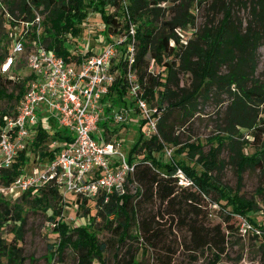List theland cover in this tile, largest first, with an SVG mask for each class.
Returning a JSON list of instances; mask_svg holds the SVG:
<instances>
[{
    "label": "trees",
    "instance_id": "trees-1",
    "mask_svg": "<svg viewBox=\"0 0 264 264\" xmlns=\"http://www.w3.org/2000/svg\"><path fill=\"white\" fill-rule=\"evenodd\" d=\"M123 1L128 3L130 20L136 28L137 52L132 67L142 83L143 97L161 109L157 132L151 137L142 135L128 156L130 163L135 165L133 177L130 178V182L137 184L135 193H131L127 186L125 194H110L108 201H105V194L94 200L77 197L76 201L81 205L93 202L97 210L91 219L95 221L97 217H101L110 229L113 223L110 217H113L117 226L111 230L116 232L120 240L124 241L130 236L137 238L138 235L131 233V229L135 228L149 243H152L153 236L156 235V221L154 215L143 212V205L157 200L168 203L178 213L181 225L189 231L190 247L198 251L215 249L219 252L216 254L218 259L220 253L223 254L226 250L228 228L231 231L236 229L231 223L232 216L243 215L257 225L250 214L259 209L258 203L237 192L230 193L217 180L214 172L224 166L220 154L226 147L234 151L233 158L240 178L241 172L248 166L264 170V70L261 76L257 75L259 49L264 43V0H227L218 26L206 25L197 31L194 28L195 15L191 11L192 0H21L17 5V12L13 8V2H10V9L4 6L0 9L4 29L0 39L5 41L0 46V124L5 115L15 110L29 79L27 76L16 79L15 69L7 74L1 72L2 62L13 54V41L9 34L14 31L23 33L26 30L24 22L33 21L37 14L45 12L39 10L43 5L48 11L47 18L51 26L48 29L50 35H44L41 44L66 58L72 54L73 59H81V52L74 53L66 48L67 38L62 39V36L80 31V25L88 15L90 6L102 8L108 36L124 35L130 21L122 11ZM166 1L172 5L165 6ZM235 2L249 9L245 24L238 16V20L234 19ZM106 6H109L108 10ZM112 8L116 9L112 11ZM48 22L45 21L43 26L48 25ZM31 33L29 31L27 34L28 51L34 40ZM86 53L93 51L88 50ZM151 59L156 61L155 71L149 68ZM121 64L125 65V62L122 61ZM181 74L190 76L185 85H181ZM124 77L125 71L117 86L119 100L126 94ZM211 97H217L215 101L219 104L226 102L223 122L217 124V130L223 135L206 140L211 145L208 151L204 150L202 141L181 144L176 154L186 153L192 163L173 157L175 155L171 159H164L161 154H165L167 145L179 144L174 138L177 126L185 125L198 113L199 100L207 101ZM3 101L5 104H2ZM221 113L222 110L218 112ZM242 128L247 130V135L252 139L244 137ZM52 139L71 140L73 137L57 125L47 122L40 124L33 143L35 148H31L34 158L28 157L25 151L21 152L14 167L6 173V181L10 182L17 176L25 163L36 160L37 149L41 145L42 157H55L54 149H49L48 145L44 148L45 143ZM247 144H256L261 148L249 154L245 151ZM55 150L58 151L59 148ZM197 165L201 168H197ZM179 167L193 184L179 182L176 175ZM66 195L68 194L59 186L47 185L32 187L15 200L0 198V207H4L5 211L0 210V228L5 222L4 218L6 220L9 215L10 206L16 209V219L19 220L14 226V238L11 241L0 232V255L5 256L10 264H22L20 242L23 238L22 224L25 221L22 215L24 207L12 203L18 199H27L29 207L42 206L45 211L52 209L49 220L52 222L53 232L59 238L58 243L51 245L50 252L53 256L55 252H63L69 247L78 254L79 264H90L95 259L101 264H108L105 256L108 242L101 241L97 232L87 223H78L72 227L63 217V208L67 205ZM223 201L224 208L231 207L224 221L207 223L205 218L209 214V205L223 204ZM9 220L10 218L7 222ZM258 226L260 229L256 230V236L263 240L264 247V225ZM152 245L156 246L155 243ZM160 249V264H172L175 251L171 245L162 242ZM128 264H140V261L130 260Z\"/></svg>",
    "mask_w": 264,
    "mask_h": 264
},
{
    "label": "built area",
    "instance_id": "built-area-1",
    "mask_svg": "<svg viewBox=\"0 0 264 264\" xmlns=\"http://www.w3.org/2000/svg\"><path fill=\"white\" fill-rule=\"evenodd\" d=\"M122 8L130 21L127 32L121 36L110 34L109 43L102 50L81 53V59H73L72 54L66 58L41 44L34 29L38 24L37 33L41 34L40 14L33 21L24 22L26 30L23 33L14 31L9 34L13 54L2 62L1 72L7 74L17 70L22 56H26L30 72L26 90L15 110L5 115L0 124L1 199L15 200L32 187L47 185L59 186L65 194L90 200L105 194V201H108L110 194L127 192L135 165L121 151L120 141L109 136L106 126H99L102 121L123 122L127 118V110H115L119 99L117 86L123 71L125 93L131 95L136 108L145 117L144 122L149 125L146 137L157 132L161 109L143 97L142 83L132 67L137 52L136 28L130 20L126 1H123ZM29 31L34 40L28 51ZM122 61L125 65L121 64ZM149 68L155 71V59H151ZM22 78L25 77L16 75V79ZM45 122L61 127L73 139L50 140L48 148L54 149L55 157L41 159L37 155L35 161L25 163L19 174L7 182L6 173L14 167L20 153L25 151L28 157L33 153L31 146L39 125ZM172 154V149L166 147L168 159ZM176 175L181 184H193L181 167ZM237 218L241 220V229L252 227L244 216Z\"/></svg>",
    "mask_w": 264,
    "mask_h": 264
},
{
    "label": "rangeland",
    "instance_id": "rangeland-1",
    "mask_svg": "<svg viewBox=\"0 0 264 264\" xmlns=\"http://www.w3.org/2000/svg\"><path fill=\"white\" fill-rule=\"evenodd\" d=\"M184 1L187 2L189 0ZM200 1L202 2L200 3ZM226 1L227 0H192L193 6L191 7V11L195 15V30H201L206 25L208 27L218 26L224 15L223 7ZM10 2H13L15 5L13 8L17 12L16 8L21 0H0V9L2 6L10 9ZM164 5L169 6L172 5V3L166 1ZM108 9L109 6H106V10ZM39 10L45 11L41 15V34L40 32L39 34L37 33L38 24L35 25L34 29H36V38L43 39L44 35H50L48 29L51 25L48 22V11H46L45 7L42 5L39 7ZM233 13L235 14L234 19L238 20L237 16L240 17L243 24L246 23L249 17V9L243 8L242 5H239L237 2L233 4ZM45 21L49 24L43 26ZM3 34V16L0 15V38ZM62 39H66L65 46L72 52L85 53L88 50H92L93 52L102 50L109 43V36L105 32L102 8H93V6H90L88 15L80 25V31L77 34L70 32L62 36ZM2 42L3 39H0V46L5 44V41ZM259 56L257 75L261 76L264 70V43L259 49ZM155 69H157V66ZM16 72L17 75L23 77L29 74L30 69L26 66V56L20 58L19 68ZM180 76L182 78L181 85H185L186 82H189V74H181ZM223 97L227 99L226 95H223ZM118 98L117 96V99ZM216 98L217 97H211V99L207 101H203L202 99L199 100L200 105L198 113L185 125L177 126L174 138L179 144L167 145V147L172 149V156L175 155L173 157L185 159L188 163H192L186 153L176 154L181 144L202 141L204 143V150L208 151L211 145L206 140L209 137L223 135L222 132L219 133L217 130V124L223 122V110L226 106V102L219 104L215 101ZM2 104H5V102L3 101ZM136 106L137 104L133 101L131 95L125 94L123 99H118V105L115 107V110H127L126 120L123 122H107L108 126L116 130V132L109 134V136L116 137L120 141V149L127 156L131 154L142 135L146 137L145 133L147 129H149L148 123L144 122L145 117L143 113H141ZM221 110L222 113L218 114ZM99 126L103 128L105 127V123L102 121ZM241 130L245 133L244 137L252 139L251 136L247 135L246 129L242 128ZM47 145L48 144L45 143L44 148H46ZM31 148H35L34 144ZM260 148L261 147L256 144H247L245 146V151L251 154L260 150ZM41 149L42 145L37 149V155L42 159ZM161 155L164 159H168L164 153ZM220 155V158L224 160V166L219 171L214 172L217 180L225 185L230 193L234 194L237 192L245 198L254 199L258 203L259 209L250 214V217L257 221V225L250 222V218L245 217L252 225V227L245 226L247 227L246 230L240 228L241 220L237 218L240 214L232 216L231 223L236 229L231 231L228 228L226 250L223 254L220 253L218 259H216L218 251L215 249L206 248L198 251L190 247V233L185 226L181 225L178 213H175L173 207L169 206L168 203H163L160 200L143 205L144 213L147 212L155 216L154 221H156L155 225L157 229L154 232L156 235L153 236L152 243H155L156 246H153L152 243H149L144 237L140 236L135 228L131 229V233L138 235L137 238L130 236L125 238L124 241L120 240L116 232L111 230L117 226V221L114 220L113 217H110V219H113L111 229L107 227L106 221L101 217H97L94 221L91 217H94L96 214V205H94L93 202L81 205V203H77V197L72 194L65 196L67 200L65 203L67 205L64 206L62 215L68 222V225L72 227L78 223H87L88 226L92 227V229L97 232L101 241L108 242V248L105 253L108 264H128L130 260L135 259L140 261V264H160L158 257L161 252L160 247L162 242L171 245L175 251L173 253L174 260L172 264H264L263 240L256 236L258 234L256 230L260 229L258 225H264V170L248 166L241 172L240 178L235 159L233 158L234 151L230 147H226ZM31 157L32 159L34 158V153H31ZM197 168L200 169L201 166L197 165ZM27 170H30V167H28ZM136 187L137 184L135 182L129 183L128 188L131 193H135ZM82 200H84V198H82ZM222 203L223 204L215 203L209 205V214L207 218H205L207 223L214 224L224 221L225 215H227L231 207L227 206L224 208L222 205L225 204V201ZM14 204H21L24 207L22 215L25 217V221L22 224L23 238L20 242V246L22 247V264H79L78 254L69 247L63 252H55L54 256L50 252V249H52L51 245L59 242L58 236L53 232L52 222L49 220L52 209L45 211L42 209V206L29 207L27 199L24 201L18 199L16 202L12 203V205ZM3 208L0 207V210L5 212ZM204 208L206 207L204 206ZM87 209H90L91 212L87 211ZM9 210V215H7L6 220L4 218L5 222L2 223L0 232L3 237L11 241L14 238V226L19 220L16 219V209L10 206ZM9 218L10 220L7 222ZM224 225H226V223ZM55 248H53L54 251ZM0 264L10 263L5 256L0 255ZM90 264L101 263L95 259Z\"/></svg>",
    "mask_w": 264,
    "mask_h": 264
},
{
    "label": "crops",
    "instance_id": "crops-1",
    "mask_svg": "<svg viewBox=\"0 0 264 264\" xmlns=\"http://www.w3.org/2000/svg\"><path fill=\"white\" fill-rule=\"evenodd\" d=\"M115 97V96H114ZM107 123V122H106ZM105 123V125L107 126V130H109V134L113 133V132H116L115 129H113L112 127L108 126L107 124Z\"/></svg>",
    "mask_w": 264,
    "mask_h": 264
}]
</instances>
